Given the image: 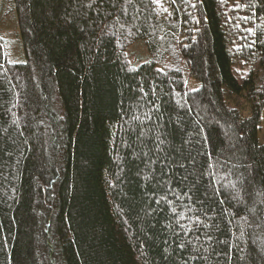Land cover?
<instances>
[{
	"label": "trees",
	"instance_id": "obj_1",
	"mask_svg": "<svg viewBox=\"0 0 264 264\" xmlns=\"http://www.w3.org/2000/svg\"><path fill=\"white\" fill-rule=\"evenodd\" d=\"M263 119L264 0H0V264H264Z\"/></svg>",
	"mask_w": 264,
	"mask_h": 264
},
{
	"label": "rangeland",
	"instance_id": "obj_2",
	"mask_svg": "<svg viewBox=\"0 0 264 264\" xmlns=\"http://www.w3.org/2000/svg\"><path fill=\"white\" fill-rule=\"evenodd\" d=\"M136 46L137 47L135 49L137 50V52H134V54H131V60L133 62H137L138 61L137 55L138 53H140L142 58L139 62L140 63L141 61L144 62L143 60L146 58V54H147L145 47L142 46V44H137ZM237 70H240V69H237ZM186 86L188 89L193 90L198 86V84L194 80L186 77ZM259 137L261 141L264 140V119L262 120L261 125H260Z\"/></svg>",
	"mask_w": 264,
	"mask_h": 264
}]
</instances>
